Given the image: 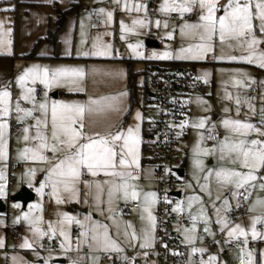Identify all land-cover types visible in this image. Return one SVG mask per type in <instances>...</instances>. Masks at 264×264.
Here are the masks:
<instances>
[{"label":"crops","instance_id":"obj_1","mask_svg":"<svg viewBox=\"0 0 264 264\" xmlns=\"http://www.w3.org/2000/svg\"><path fill=\"white\" fill-rule=\"evenodd\" d=\"M3 2H7L8 4L15 5L14 8V18H15V35L14 40L12 41V46L10 45L11 51H8L9 46L5 45L0 47V90H4L5 88L10 92V100L9 106L10 111L7 117H0V120H6L8 127L5 133V139L7 140V155L5 159H0V183H3L5 186L4 196L0 197V201L4 202L6 208V201L12 194L16 193L17 190L24 186H27L29 189L34 191L33 184L30 182H26L29 175V166L28 160L21 157L20 153L25 147H29L28 145L31 142V136L35 135V129L31 128V125L35 123V119L37 117H41V113L38 109V104L41 101L45 100V92H47V100L49 105L51 104L52 100H60L66 103L75 102L77 98L84 97L87 92L88 88L86 85L83 86L84 91H77L75 90V86L70 83H63L59 86H54L48 89H45L42 84L36 82L35 84H31L29 86L35 89L34 96H35V106L33 103L19 100L18 97L21 93V89L16 84V76L19 75L24 68L30 67L33 64H38L41 67H48L47 64H54L50 68H60V67H71L70 65H75L76 63L81 64V62L91 61L101 59L98 56H83L82 51H87L86 49L93 50V43H88V36L83 35L84 25L86 21H90L96 28H100L101 25L98 22L96 26L92 17H96L97 20L103 21L104 30H109L113 28L109 23H107V12H111L114 19L121 20L126 16H133V17H140L142 12L148 15L144 0H2ZM227 2V0H218V5H223ZM1 3V2H0ZM78 3L80 5V10L75 12L72 15H69L64 22L62 30L59 32L57 36V47L55 48L54 44L48 41H43L35 46L34 44L38 41L49 35V33L53 32L54 28V21L56 19L55 9L65 10L71 6V4ZM126 3L131 4L132 10L128 11L124 5ZM139 3L141 5L140 11H137L135 5ZM164 3V0H156L154 11L155 14L150 16L148 20V27L154 28L157 26L156 21H159V25L155 28L157 31L162 30L164 28H169L170 33H172L171 37L173 38L172 42L169 43L173 44L170 46L167 43L162 44V48L164 52L171 53V58H168V61L174 63H186L187 65H180L175 68L170 69H184L190 68L195 72V76L199 79L198 76H201L205 81L210 82V88L200 92L199 94H193L187 98V103H189V110L186 114L187 121L184 124L185 132L181 133V138L185 141V158L183 159L182 163L186 159V162L183 164V175L180 180V185L185 184L184 188L185 191L181 193L180 191V199L183 206V214L190 218V214H197L199 213L201 204L194 203L191 208L188 207L187 198L191 195H196L200 197L202 201L203 207L205 209L206 215L209 217V224L208 227L210 229V233L204 232V223L203 221H197V233L198 237L196 239L195 247L204 248L206 251L204 253H199L204 260L208 259L209 255H215L217 257V264H239V247L243 246L244 238H239L237 240L228 239L225 235V232L220 228L219 225L216 223V209L223 208V202L225 200L228 201L229 208L227 212L221 211V215H226L231 223H240L246 230L250 227L251 220L250 217L254 215L260 214L264 209L260 206H255L253 211H249V207L253 205V202L257 199H264V190L259 188L260 183H264V181L259 180V176H264V169H261L258 172V179L257 182L254 181V187L249 188L247 191L244 189V195L248 196V199L245 201L246 215L231 219L229 214L234 212L238 208L237 198L238 194L233 197L232 193L235 189L231 185H226L221 187L215 180L214 175L210 176L209 180L205 181L203 176L207 173L208 169H217L221 167L225 168H232L235 167L237 170L246 171V169H240L239 164H231L227 159L221 160L220 159V152H219V141L224 139L228 133L226 129L222 126L221 121L214 120V127H204V128H194L192 125L195 122V116L197 112V108L200 105V101L206 100L209 101V98L214 100L218 99L219 105L217 106V110L219 112H223V109L230 108L232 115L231 119H240L242 121L247 120V122L252 123L254 126L261 128L264 130V120L259 116H257V112L253 109L258 107L261 109V101L259 96H255L251 93V89L255 87L259 95H264V68L259 66V63L255 62H248L246 60L236 59V60H229L227 56H245L247 55V50L244 47L235 46V41H226L224 44H221L220 40L218 39V34L213 36L211 43L213 44V51L210 53L205 54L204 59H177L178 50L181 48H187L189 44H196L200 41L194 36H182L181 35V25L184 23L194 24L199 23V16L201 14V10L198 4L193 6V11L185 12L181 15L179 12H172V11H160V6ZM104 9V13H100L99 9ZM11 12V10H7ZM223 14L222 7H218L217 10V17ZM165 24L167 25L165 27ZM80 29H79V28ZM142 29V38L145 37L146 40H152L156 42V45H152L154 47H159L160 44L157 40H154V35H151L150 39H148L151 30L149 31ZM78 30L79 34L82 33L83 40L80 41L79 45L76 43L78 38ZM156 31V32H157ZM255 35H259L257 29L254 31ZM91 35V34H90ZM10 39V37H7ZM232 44L233 47H229L228 45ZM35 46V48H34ZM34 49L35 56L37 58L25 60L21 57L24 55L29 54V52ZM79 49V52H75V50ZM257 52L261 53L264 52V42L262 41L261 44L256 46ZM79 53V54H78ZM128 58H132V56L128 55ZM217 56H224V59H216ZM127 57V56H126ZM125 57V58H126ZM117 59L116 55L112 57H107L103 59L106 61L107 59ZM135 58V57H134ZM132 58V59H134ZM102 60V59H101ZM130 62H134L137 60H129ZM167 61L163 60L161 63L157 61L150 62L147 64L148 66L153 64H165ZM163 63V64H162ZM73 67V66H72ZM227 67V68H226ZM211 69V70H210ZM225 69H228L227 71ZM207 76L205 78V74ZM236 81H240L241 83H236ZM82 83L80 82V86ZM63 87L69 89H61ZM61 89V90H59ZM37 91V92H36ZM56 93V97H52V94ZM202 94V95H201ZM207 94V95H205ZM209 96V97H208ZM63 97V98H61ZM61 98V99H60ZM239 99L240 103L237 105L236 101ZM19 103L22 108H29L34 109L32 116L25 117L22 120L17 119V113L14 111L16 104ZM223 103V104H222ZM262 111V110H261ZM227 112V111H225ZM222 114V113H221ZM220 119V118H219ZM227 119V118H222ZM20 122L22 123V128L16 133V135H10V124L11 122ZM25 127H29V137L28 141L23 139V129ZM212 129L211 135L217 132L219 135L215 141L208 139L207 142L208 147L212 148L214 145L217 146L216 152L214 154L209 155H200L198 158L203 161L201 169L197 170L193 168L191 170V162L190 158L194 155L193 148L196 144L197 140H200L209 136L208 133L205 132V129ZM51 131V122H50V115H49V123H48V131ZM46 133V134H47ZM233 139L235 137H232ZM248 139H264V137H258L256 133H249ZM183 142V141H182ZM178 154V149H177ZM48 158H52V155ZM208 163L205 164V161L208 160ZM16 161L17 164L15 166L14 172V179L12 182L8 181V175H10L8 166L9 163ZM13 164V163H12ZM37 168V169H36ZM35 168V175H38L40 170L44 169L43 164L38 163ZM137 167L129 168L128 171H132L133 175L137 177L135 180H129L130 182L134 183L138 187V191L141 193V197L145 192H155V181H153V176L148 171H141L136 169ZM121 169H118V171ZM135 171H139L138 174ZM186 171V172H185ZM9 173V174H8ZM41 173H44L43 177L40 176ZM39 174V181L45 180L44 176H46V170ZM194 174L199 176V181L193 178ZM109 178L107 179L108 183L105 185H110L113 183H119L120 177H113L108 175ZM84 180L83 178H81ZM256 182V183H255ZM104 183V182H103ZM208 184L209 191L211 195L201 191L199 184ZM182 188V187H181ZM237 191V190H235ZM49 188L48 186L45 188V193L48 194ZM156 193V192H155ZM44 202L46 204V210L43 209L42 204V214L40 212L36 213V215L42 217V227L43 230H47L49 222H57L60 219L58 213L50 212V202L49 199L44 198ZM109 202V206L111 204L113 212H111V216L113 218L125 220V225L127 223H131L133 225V229L137 233L138 236L142 235V229L147 226L146 220H141V206L137 201H125L124 205L130 206L132 203L138 204L137 208H131L126 215H129L125 219L120 216V213H116L115 211L120 209L121 212V205L117 206V201H121V197L117 198H110L106 199L105 202ZM179 201V200H178ZM104 202V203H105ZM63 203H66L64 200ZM123 203V202H122ZM177 203V202H176ZM8 206V205H7ZM176 206V204H175ZM10 207V205H9ZM155 207L156 202L152 206L151 211L155 216ZM61 213H68L70 216H75L73 213H70L69 209L62 208ZM50 212V213H49ZM123 213V212H122ZM36 216H34L35 218ZM14 224L8 223L10 225H14L18 227V234L16 237H12L14 242L21 243V238L18 239L16 242L19 231L20 236L22 237L24 234L32 233L30 230V224L23 219V216H20L19 221L15 220ZM191 224L184 225L178 222H173L172 226V233L175 235L177 242H179L181 246V251L183 252L184 256L188 257V262L190 261L189 258V250L192 245H188L184 243V236H183V229L185 227H189ZM7 226V225H6ZM5 226V227H6ZM74 226V225H72ZM71 225H65L68 230L69 241L71 244V248L67 251H64L58 246L55 253H52L50 256L54 258V264H70V261H74L75 264H138L137 261H147L149 260L148 257H151L148 251L153 250V246L155 244V232L152 233L153 239L151 242V247L149 248H140L139 241L135 243V247L127 246L131 248H127L121 254H113L112 258L108 259L105 258L104 255H100L93 243L89 239H87L86 243H78V241L83 240L85 238H77L71 234V230L73 232ZM56 227L59 228V224H56ZM258 232L264 233V223H258L256 225ZM126 228V226H125ZM5 229V228H4ZM78 230V229H77ZM182 235V238L180 235ZM200 237H203L201 240ZM44 238V237H43ZM41 238V240L43 239ZM58 240V245L60 244V237L57 232V235L54 236ZM118 242L120 247L123 249L126 247V243L131 244L128 239L124 238H112ZM227 239V243L225 240ZM126 240V241H125ZM248 249L253 251V264H260V250H264V239H261L259 236L256 240H252L251 235L249 233L248 237ZM205 241H209L210 245H205ZM90 245H93L91 248ZM67 247V246H66ZM135 248V249H134ZM95 249V250H94ZM135 251L134 254H131V251ZM97 252V254H96ZM128 252V253H127ZM28 253V252H25ZM127 253V254H125ZM147 253V255H145ZM197 253H193L195 255ZM16 254H13L15 256ZM33 257L34 255L31 254ZM91 257V259H89ZM26 258L29 257L26 255ZM127 258V259H124ZM8 259V258H7ZM38 264L44 263L42 259H39V256L36 257ZM107 260V261H105ZM169 260V259H168ZM27 261V260H26ZM110 261V262H108ZM170 261V260H169ZM199 260L193 259L191 257V264H199ZM237 261V263H234ZM172 264H178L177 261H170ZM13 264V263H12ZM27 264H31L28 260ZM34 264V263H32Z\"/></svg>","mask_w":264,"mask_h":264},{"label":"snow or ice","instance_id":"obj_2","mask_svg":"<svg viewBox=\"0 0 264 264\" xmlns=\"http://www.w3.org/2000/svg\"><path fill=\"white\" fill-rule=\"evenodd\" d=\"M253 0H227L225 4L218 5V0H164V3L160 6V11H172L179 12L181 15L185 12L193 11V6L198 4L201 14L199 16V23L189 24L184 23L181 25L180 31L182 36H194L200 42L196 44H189L187 48H181L178 50L177 59H204L206 53L213 51V44L211 43L213 36H219L221 44L226 41H235V46L244 47L247 50L245 56H227L229 60H246L248 62L259 63V66L264 68V53H258L256 46L261 44L262 38H264V0H255V13L251 9ZM124 7L128 10H132V6L126 3ZM218 7H222L223 14L217 17ZM137 11H140L141 5L137 3L135 5ZM100 13H104V9L98 10ZM107 22L111 23L112 13L109 11L106 13ZM253 16L259 20V30L261 38H258L253 32ZM145 21L141 19H135L132 21V25L145 26ZM159 21H156L157 26ZM167 25L165 24V27ZM131 32L133 28L127 27L121 22V33ZM12 32L11 28L6 30L3 27V23L0 22V47L8 45V51L10 52ZM168 37H171L172 33H166ZM123 35L121 39H123ZM233 47L232 44L228 45ZM128 47L134 52L140 47L139 44H129ZM83 55L92 56H109L110 45H103L93 43V50L82 53ZM136 55H140L136 52ZM153 56L160 59L171 58V53L163 52L157 56L153 53ZM216 59H224V56H217ZM84 71L81 68H68L60 67L50 70L47 67H41L38 64H33L30 67H26L23 71L16 76V84L21 89V93L17 98L19 100L28 101L35 106V89L29 85L39 82L45 89L59 86L65 82L75 86V90L84 91V88L80 86V81L84 78ZM207 73L205 74V78ZM236 83H241L236 81ZM45 100L38 104V109L41 113V117L35 119V123L31 125V128L35 129V135L31 136V139L36 142L35 147H25L20 155L24 159L47 161L48 157L43 154L44 150H48L55 154L57 152L62 153V157L58 158L56 163H53L47 170L45 180L40 181V186L35 189L38 194L43 193V189L46 186H50L52 191L50 195L56 200V202L63 203L60 193L63 191L68 194L69 199H74L77 193L75 184L79 181L81 174V168H85L88 172L95 176L98 171H104L106 175L113 177H120L119 183H113L109 187V197L111 198L115 193H120L121 197L125 200L137 201L141 206V220L147 221V226L142 229V235L138 236L133 225L129 222L126 224L124 236L134 246L139 241L140 248L151 247L153 239L152 233L156 228V217L153 215L151 208L156 202V193L149 191L143 193L141 197L140 191L135 184H130L129 180L137 179L131 171L126 169L132 167H139V124L135 127L129 126L127 130L123 128L113 130V126L109 125L108 129L101 132L88 133L84 131L85 114L89 117L101 113L106 109L114 110L113 106L106 103L111 98L101 97L99 99H92L86 103L71 102L66 103L63 101L52 100L49 105L47 100V92H45ZM10 92L5 88L0 90V117H7L9 115L10 106ZM202 102V101H201ZM237 105L240 101L237 99ZM14 111L18 114L17 119L22 120L25 117L32 116L34 109L22 108L19 103L16 104ZM227 111V109H225ZM254 111V109H253ZM264 112V108H262ZM49 115L51 122V135L46 134L48 131ZM136 118L140 119V113H136ZM264 120V116H262ZM186 122H182L180 127H183ZM222 126L226 129L228 135L224 139L219 141L220 159H227L229 163L235 165L239 164L240 169H246V171L237 170L232 168H217L208 169L204 174L203 179L209 180L210 176L214 175L216 182L221 186L231 185L233 189H245L254 187V181L258 179V172L264 169V139H248L249 133H256L258 137H264V130L254 126L247 120L240 119H224L221 121ZM194 128H204V119L198 123L192 125ZM8 127L6 120H0V159H5L7 152V140L5 139L6 129ZM29 127L23 129V139L28 141ZM208 139H214L209 128ZM232 137H235L234 139ZM117 148L119 152H117ZM217 146L214 145L211 149L202 148L200 140H197L194 145L193 152L196 157L200 155H209L216 152ZM117 159L121 170H117ZM203 161L196 158L193 159V166L195 169L200 170ZM167 171V169H166ZM31 174H35V169L31 170ZM194 179L199 181V176L194 174ZM2 179V176H0ZM260 181H264V176H259ZM105 183H108L105 181ZM87 185V182H85ZM99 189V184L96 185ZM201 191L211 195L208 184H199ZM259 188L264 190V183L259 184ZM233 191L232 195L235 197L238 193ZM5 186L0 183V197L4 196ZM99 201V197H96ZM243 199L246 201L248 196L245 195ZM188 207L191 208L194 203H200L201 207L197 214H190L191 224L189 227L183 229L184 243L192 245L189 250V264H191V257L193 253H204L206 249L195 247V241L198 237L197 233V221H203L204 232L210 233L208 227L209 217L205 213L202 201L199 196L191 195L187 198ZM255 206H260L264 209V199H257L253 202V205L249 207V211H253ZM19 207V205H14ZM41 205L30 204V212L33 210H39ZM229 208L228 201L223 202L222 209H216V223L225 232L228 239L237 240L244 238L243 246L239 247V264H253V251L248 249L247 237L250 233L252 240H256L259 236L264 239V233H260L257 230L256 225L258 223H264V211L258 215L250 217L251 224L246 230L240 223H231L226 215H221V211L227 212ZM174 212L183 211L181 202H177L176 206L172 209ZM30 212H23L22 216L27 221L31 228L30 230L39 240L47 236L51 241L54 236L59 234L60 248L67 251L71 248L69 241L68 230L65 225H71L75 222L80 226V237L85 239L78 241V243H86L88 232L91 231V239L93 245L104 252L114 251L120 253L123 249L118 242L112 239L107 227L93 222L89 229L85 228L83 221L70 216L68 213H60V219L57 222H49L47 230H43L40 227L42 217L36 216L33 218ZM20 217H17L19 221ZM90 217H85V220H90ZM112 219V217H109ZM59 224V228L56 224ZM102 229V231H101ZM202 240L203 237H200ZM227 243V239L225 240ZM4 241L0 238V247H2ZM93 245H90L91 248ZM67 246V247H66ZM19 247L24 249L33 248V242H30L27 238H24ZM147 255V253H145ZM260 264H264V250H260ZM91 259V257L89 258ZM127 259V258H124ZM13 264H27L22 260H18L13 257ZM44 264H48V258L44 259ZM70 264H75L74 261H70ZM199 264H217V257L215 255H209L207 260L201 259ZM222 264V262H220Z\"/></svg>","mask_w":264,"mask_h":264},{"label":"rangeland","instance_id":"obj_3","mask_svg":"<svg viewBox=\"0 0 264 264\" xmlns=\"http://www.w3.org/2000/svg\"><path fill=\"white\" fill-rule=\"evenodd\" d=\"M0 2H1L0 3V22L3 23V27L5 30L7 28L12 29V32H11L9 37H10L11 41H13L14 35L16 32V30H15V18H14L15 15L13 14L15 5H13L11 3L8 4L6 1L3 2L2 0H0ZM7 10H11V12H8ZM250 10L253 13H255V0H253ZM150 18L151 17L149 15H146L144 12H142V15H140V17L126 16L125 18H123L121 20H117V21L112 16L111 23H109V24L113 28H110L109 30H104L103 21H101L100 19L97 20L96 17H92L94 22L99 21L101 27L99 29L96 28L88 20L85 22V25L83 27L84 28L83 35L88 36V39H87L88 43L95 42L98 45L99 44L110 45L111 55H109V56L112 57L113 55H116L117 59H110L109 58L106 61H103V59H106L109 56H98V57H101L102 60L97 59V60L81 62V64L76 63L75 65H70L71 67H69V68H81V69H83L85 75H84L83 80L80 81L82 83L81 87L86 85V87L88 88L87 94L82 98H77V100L75 102L86 103L89 100V98L99 99L101 97H108L111 99L108 100L106 103L111 104L114 108V110L106 109L105 111H103L101 113H97L91 117H89V115L86 113L85 119H84V124H85L84 131L88 132V133L97 132V131L103 133L108 129L109 125L113 126V130L119 129V128H123L124 130H127V128L129 126L135 127L137 124H139V136H140L139 167L136 169L141 170V171H145V172L148 171L153 176L154 166L149 163V161L152 158V154L149 151H146L142 148V145L144 142V136L142 135V128L146 123L151 121V116L155 112V109H153V104L149 103L145 98V95H147L148 92H151V88H150V76L148 74L144 75L143 70L145 69V66L147 64H149L150 62L157 61V62L161 63L163 60H166V59H160V58L154 57L153 53H156L157 56H159V54L163 53L164 52L163 48H162L163 43H167V46H168V44L170 46H173V44L169 43V41L172 42L173 38L168 37L166 35V33L170 32L169 28H164L162 30L157 31L155 29L157 26H155L154 28L152 27L149 29L147 19H150ZM135 19L144 20L146 22L145 26H143V27H141L139 25L133 26L132 21ZM121 22H123L129 28H133V31H131V32L126 31L124 33H121ZM259 23H260L259 20H257L255 18V16H253V25H254L253 32L257 29L259 35H256V36L258 38H261V33L259 30ZM142 29H145V30L149 29V31L151 30V33H150L148 39L151 38L150 37L151 35H154V37H155L154 40H157L159 42L160 46L157 48L154 46L148 47L146 42H145L146 38L145 37L142 38ZM122 35L124 37L123 39H121ZM218 39H219V36H218ZM82 40H83L82 33L79 34V30H78V38L76 40L77 41L76 43L79 45L80 41H82ZM262 41L264 42V38H262ZM129 44H133V45L139 44L140 47L137 48L134 52L132 49H130L128 47ZM11 46H12V43H11ZM86 50L87 51H82V53H84V52L90 53L92 51L91 49H86ZM75 52L76 53L79 52V49L76 48ZM136 52H139L140 55H136ZM82 53H80V54H82ZM261 53H264V52H261ZM128 55L132 56V58H134V57L135 58L134 59L128 58L129 57ZM83 56H90V55H83ZM129 60H137V61H134V62L131 61L130 62ZM166 62H168V59ZM47 65H48L47 68L52 70L50 67L54 64H47ZM190 68H188V69H190ZM53 69H55V68H53ZM165 69L168 70L170 68L168 67ZM225 70L227 71L228 69H225ZM130 76H133V84L136 87L135 89H133V87L131 89V87H130V84H129L130 79H131ZM198 77H199V79L202 78L201 76H198ZM61 89H69V88L63 87ZM61 89H59V90H61ZM132 90L134 92L131 94L130 92ZM205 95H207V94H205ZM142 96H144V99H145L144 102H143ZM61 98H63V97H61ZM209 99H210L209 101H206V100H202V102L200 101V105L197 108V112H196V116H195V122L198 123L201 120V118H203L204 123H205L204 127L206 128V127H211V126L214 127L213 122H214L216 116H217L216 121L217 120H224L222 118H227V119L232 118V115L230 114V112H231L230 108H227V107L225 108V109H227V112H225V109H223V112H219L217 110V106L220 103V102H218V99H216V100H214L212 98H209ZM131 100L134 104L133 106L131 104ZM143 105H144V107H143ZM254 110L257 112V116L260 115L261 118H262V116H264V112H262L261 109H259L258 107H256ZM137 112L140 113V119L136 118ZM185 121H187L186 117H185ZM16 122L17 121H15V123ZM20 124H22V123H20ZM205 132L209 134V131L207 129H205ZM175 134H177L179 137L175 143V147H176V149H178V154H177V157H176L173 165H174L176 170L181 169L183 171V166H184L183 164L186 162V159L184 160L183 164H181V163L186 156L184 153L185 141H184V139H182L183 137L181 138V136H180L181 134H180L179 126L176 127ZM14 135H16V134H14ZM47 135L50 137L51 131H49L47 133ZM207 142H209L207 137L202 138L201 142H200L201 147L211 149L208 147ZM28 146L29 147H35L36 142L31 139V142ZM117 152H119L118 148H117ZM43 154L47 157L52 155V158H48L47 161H39V160L29 159L28 164H27V166H29V168H30L29 169L30 175H29L26 182H30V184H33V189H34L33 201L28 203L27 206L25 207V209L21 208L20 203H14V202L6 201V208L2 213H0V238H2L4 241L3 246L0 247V264H12L13 263V257H16L18 260H22L24 262H27L29 260L31 262V264L32 263L38 264V261L36 260L37 256H39V259H42L43 261L45 258H48V264H54L52 261V260H54V258L52 256H50L52 253L50 255H47V254L42 252V249H43L42 248L43 247L42 240L43 239L38 240L36 238V236L33 234V232L24 234L21 237L20 231H19V235H18L16 242H18V239H20V238H21V243H22L24 238H27L30 242H33V248L24 249V248L19 247V245L21 243L19 242L16 244L12 238L13 236L10 233H7V231H5V229H4L6 225L14 226V225H10L8 223L14 224L16 222L15 220H17V217H20L23 212H30V209H29L30 204L41 205V208L39 210H33L30 212V215L33 218H34V216H37L36 213H38V212H40L42 214L41 210H42V204L45 200L44 198L49 199L50 212H55V213L60 214L62 212V210H60V209L66 208V209L70 210V213H73L75 215L74 217L76 219H79V220L84 222L86 229H89L91 224L93 222H95V223H98L100 225L106 226L107 230H108V234L111 238H118V237L124 238L125 237L123 234L125 229H126L125 228V226H126L125 220L113 218L111 216V212H113V209H111L112 206H111V204L109 206L108 201L105 202L106 199H110L109 187L111 184L105 185V181H107L109 176L106 175L104 173V171H98L97 174L95 176H93L88 172L87 169L81 168V174L79 177V181L75 184V187L77 189V193H76L75 198L69 199L67 193H64L63 191H61V193H60L61 198L63 200H65L66 203H59L58 204L56 202V200L50 195V193L52 191L50 186H48V188H49L48 194L45 193V188L47 186L43 189L42 194H38L35 191V189L40 186V181L38 180L39 174L41 172H43L44 170H46V174H47V170L51 167V165L53 163H56L58 158L62 157V153L57 152L54 156L53 153L48 151V150H44ZM191 157L192 158H190V161H192V162L190 164H191V170H193V168H194L193 159H196L198 157H196L195 155H193ZM208 161H209V159L205 161V164H207ZM12 163L15 166L17 164L16 161H13ZM38 163L43 164L44 169L40 170L38 175H35L34 176L35 178H33V175L31 174V170L35 169ZM118 169H120V166H119L118 159H117V170ZM126 170L128 171L129 169H126ZM14 172L15 171H13L11 173V175H8L9 176L8 181L9 180H10V182L13 181ZM84 174H86L89 177V180H82L81 179ZM43 175H44V173L40 174V176H42V177H43ZM45 177L46 176H44V178ZM182 179L183 178H179V180H182ZM153 181H154V177H153ZM85 182H87V185L85 184ZM129 183L134 184L130 181H129ZM97 184H99V186H100L99 189L96 186ZM184 185L185 184L182 183V185H181L182 188L179 187V190L181 191V193H183L185 191ZM97 196L99 197V201H97V199H96ZM117 197H121V194L115 193L111 198H117ZM156 199H157V196H156ZM181 199L178 198L177 202H181ZM117 202H118L117 206L119 207L121 204L124 205L125 200L121 197V201H117ZM9 205H10V207H9ZM14 205H19V207H14ZM115 212L120 213V216L123 217L124 219L129 216V215H125L122 212H120V209L116 210ZM177 213L183 214L182 211L177 212ZM85 217H90L91 219L85 220ZM109 217H112V219H109ZM72 225H74V226H72ZM71 226L75 229H78V230H76V232H73L71 230V234L73 236L79 238V239L82 238L79 235L81 232L80 226L77 225L75 222H73L71 224ZM14 227H17V226H14ZM40 227L43 229L42 223H40ZM170 227L172 229V226H170ZM101 231H102V229H101ZM17 234H18V232H17ZM91 235H92V233H91V231H89L88 235H87V239H89L91 241V243H93V241L91 239ZM179 235L182 238V235L181 234H179ZM155 240H156V236H155ZM155 244H156V242H155ZM155 244L152 248L155 247ZM195 244H196V242H195ZM127 246H133V245L126 243V247L123 248V252L127 248L128 249L131 248V247H127ZM133 247H135V246H133ZM97 251L100 252L99 253L100 255L119 254V253L114 252V251H109V252H104V251H100V250H97ZM177 251H178L177 249L167 250V251L165 250L162 252H158V255L156 253H152L151 257H148L149 260L143 261V262L137 261V263L138 264H172L168 260V258L170 257V255H173V253H175ZM25 252H28V253H25ZM123 252H121V254ZM13 254H16V255L13 256ZM31 254L34 256L32 257ZM96 254H97V252H96ZM26 255L29 257V259L26 258ZM192 257L195 260H199V259L204 260L205 259V258H202L199 253L193 255ZM105 261H107V260H105ZM108 262H110V261H108ZM234 263H237V261H235ZM41 264H44V263H41ZM185 264H189L188 257L185 261Z\"/></svg>","mask_w":264,"mask_h":264},{"label":"built area","instance_id":"obj_4","mask_svg":"<svg viewBox=\"0 0 264 264\" xmlns=\"http://www.w3.org/2000/svg\"><path fill=\"white\" fill-rule=\"evenodd\" d=\"M145 8L149 16L155 14L154 6L156 0H144ZM94 24L97 26L98 22ZM150 88L151 92L145 95L146 100L153 104L155 109L154 114L151 116V121L146 123L142 128V135L144 136L143 145L147 147V150L152 154V158L149 161L154 166V181L156 192V244L153 250L148 251L150 253L167 251L177 249L178 251L170 255L168 258L170 261H177L178 264H185L186 257L181 251V246L175 235L172 233L171 224L178 222L184 225L190 223V218L184 214H180L172 211L177 202V197L174 196L175 192H180L179 187L180 180L177 175L176 169L173 165L177 157V149L175 143L178 140V135L175 134V129L179 126L180 134L185 132V128L180 127L184 122L185 116L189 110V103L187 98L193 94H199L206 89L210 88V82L203 79H198L195 76V72L192 69H168L157 68L156 64L150 65ZM251 93L255 96H259L261 101V110L264 108V95H259L257 89L253 87ZM144 97V96H143ZM145 100V99H144ZM22 124L19 122H11L10 135L16 134ZM218 133L212 134L215 141L218 137ZM15 165L9 163L8 169L11 173L15 170ZM167 169V171H166ZM136 174L139 171H135ZM84 180H89V177L84 174L82 177ZM257 182V181H256ZM255 182V183H256ZM238 208L236 211L231 212L229 217L236 219L246 215L245 200L243 199L244 189H238ZM138 204L132 203L130 206L121 205V212L123 214L129 213L131 208H137ZM44 211L46 210V204H43ZM74 231L77 229L73 228ZM18 227L6 226L5 231L10 233L13 237H16ZM43 249L42 252L50 255L55 253L58 248V240L53 237L51 241L45 236L42 240ZM205 245H210L209 241H205ZM128 253V252H127ZM125 253V254H127ZM134 254V251H131ZM105 258H112V255L106 254Z\"/></svg>","mask_w":264,"mask_h":264},{"label":"trees","instance_id":"obj_5","mask_svg":"<svg viewBox=\"0 0 264 264\" xmlns=\"http://www.w3.org/2000/svg\"><path fill=\"white\" fill-rule=\"evenodd\" d=\"M79 10H80V5L78 3L71 4V6L65 10L55 9L56 19L54 21L53 32L49 33V35H47L43 39L38 40L34 45L37 46L38 43L43 42L45 40V41H48V42H51L52 44H54V46L56 48L57 47V36L59 35V32L62 30V27L64 25L65 20L67 19V17L69 15H72L75 12H78ZM35 46H34V48H35ZM21 58L25 59V60H29V59H34L37 57L35 56L34 49L32 48V50L29 52V54L24 55ZM156 65H157V68L163 69V67L164 68H168V67L169 68H175L177 66H180V65L184 66L187 64L186 63H174V62L168 61L163 65H161V64H156ZM149 69H150V66L146 65L145 69L143 70L144 75H147V74L149 75V73H148ZM130 78H131L130 83H129L130 87H131V89H132V87H133V89H135L136 87L133 84V76H130ZM133 92L134 91L132 90L130 93L132 94ZM143 102H144V97H143ZM131 104H132V106L134 105L132 100H131ZM143 107H144V105H143ZM142 148L144 150L148 151L146 146L142 145Z\"/></svg>","mask_w":264,"mask_h":264},{"label":"water","instance_id":"obj_6","mask_svg":"<svg viewBox=\"0 0 264 264\" xmlns=\"http://www.w3.org/2000/svg\"><path fill=\"white\" fill-rule=\"evenodd\" d=\"M145 42L148 47H152V45H156V42H154L153 40H146ZM52 97H56V93H54ZM176 172L178 177L181 178L183 175V171L181 169H177ZM174 196L179 198L181 196L180 192L179 191L175 192ZM33 198H34V193L32 192V190L29 189L27 186H22L17 190L16 193L12 194L8 198V200L10 202L20 203L21 208L25 209L27 204L33 201ZM4 210H5V205L3 202L0 201V213H2Z\"/></svg>","mask_w":264,"mask_h":264}]
</instances>
